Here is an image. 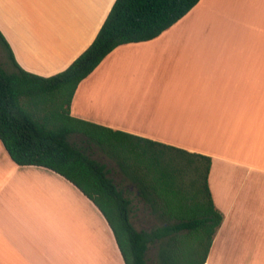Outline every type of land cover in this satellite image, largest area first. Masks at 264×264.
<instances>
[{"label": "crops", "instance_id": "1", "mask_svg": "<svg viewBox=\"0 0 264 264\" xmlns=\"http://www.w3.org/2000/svg\"><path fill=\"white\" fill-rule=\"evenodd\" d=\"M113 2L0 0L8 63L9 47L26 71L63 70ZM70 114L210 156L223 219L204 264H264V0H199L158 36L118 45L78 83ZM94 150L123 194L138 198V185ZM0 264L124 261L90 199L48 168L15 164L0 142Z\"/></svg>", "mask_w": 264, "mask_h": 264}, {"label": "trees", "instance_id": "2", "mask_svg": "<svg viewBox=\"0 0 264 264\" xmlns=\"http://www.w3.org/2000/svg\"><path fill=\"white\" fill-rule=\"evenodd\" d=\"M199 0H114L91 43L63 70L39 75L0 63V142L19 165L48 168L76 186L103 214L124 264H204L223 215L208 187L211 157L142 138L70 114L78 83L115 47L158 36ZM0 38L3 41L2 36ZM4 42V41H3ZM139 187L158 224L136 229L123 194L92 146Z\"/></svg>", "mask_w": 264, "mask_h": 264}, {"label": "rangeland", "instance_id": "3", "mask_svg": "<svg viewBox=\"0 0 264 264\" xmlns=\"http://www.w3.org/2000/svg\"><path fill=\"white\" fill-rule=\"evenodd\" d=\"M204 23H206L204 21ZM7 54L4 49L3 44L0 41V63L2 67H4L6 70L11 71L12 67L8 63L7 60ZM92 157L99 159L100 155L97 153L96 150L91 154ZM132 199V210L131 213V221L133 225L136 227V229H150L151 227L158 224V220L150 214L148 211V208L144 206V204L137 198V197H131ZM147 264H158L157 263V257H156V247L151 245L148 248L147 254H146Z\"/></svg>", "mask_w": 264, "mask_h": 264}, {"label": "bare ground", "instance_id": "4", "mask_svg": "<svg viewBox=\"0 0 264 264\" xmlns=\"http://www.w3.org/2000/svg\"><path fill=\"white\" fill-rule=\"evenodd\" d=\"M104 103H105V102H104ZM104 103H103V104H104ZM121 103H122V102H121ZM106 104H107V103H106ZM106 104H105V105H106ZM123 104H125V103L123 102Z\"/></svg>", "mask_w": 264, "mask_h": 264}]
</instances>
